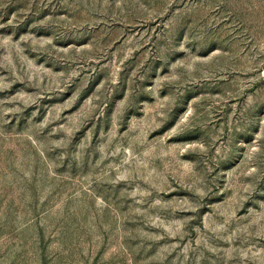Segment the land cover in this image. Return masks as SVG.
<instances>
[{"label": "rangeland", "instance_id": "374dc122", "mask_svg": "<svg viewBox=\"0 0 264 264\" xmlns=\"http://www.w3.org/2000/svg\"><path fill=\"white\" fill-rule=\"evenodd\" d=\"M0 264H264V0H0Z\"/></svg>", "mask_w": 264, "mask_h": 264}]
</instances>
